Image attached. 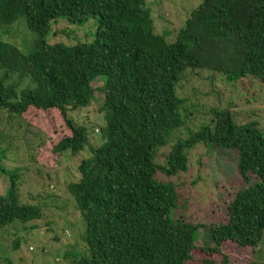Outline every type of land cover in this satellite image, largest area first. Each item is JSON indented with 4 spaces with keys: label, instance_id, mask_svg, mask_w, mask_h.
Instances as JSON below:
<instances>
[{
    "label": "trees",
    "instance_id": "trees-1",
    "mask_svg": "<svg viewBox=\"0 0 264 264\" xmlns=\"http://www.w3.org/2000/svg\"><path fill=\"white\" fill-rule=\"evenodd\" d=\"M90 18L98 22L92 43L46 42L58 19L83 24ZM18 19L35 39L27 55L0 40V108L24 120L57 112L69 134L51 151L90 153L77 166L78 180L67 186L85 224V252L72 264H194L198 251L202 264H215L208 259L215 255L227 264L225 244L254 252L264 235V134L255 121L238 125L229 110H213L211 125L174 141L165 166L154 159L188 118L186 100L176 94L187 71L264 87V0H201L174 43L155 33L146 0H0V31ZM27 78L34 87L18 92ZM97 79L103 81V126L94 147L88 129L68 112L93 101ZM196 144L234 151L247 184L228 204L226 222L207 227L210 243L201 248L195 241L203 226L172 217L176 188L156 178L158 171L167 178L186 172L188 150ZM15 178L0 196V230L41 218L36 206L20 204Z\"/></svg>",
    "mask_w": 264,
    "mask_h": 264
},
{
    "label": "rangeland",
    "instance_id": "rangeland-1",
    "mask_svg": "<svg viewBox=\"0 0 264 264\" xmlns=\"http://www.w3.org/2000/svg\"><path fill=\"white\" fill-rule=\"evenodd\" d=\"M199 3L201 0H146L155 33L174 43L177 32ZM97 28L98 22L93 18L83 24L58 19L46 42L66 46L92 43ZM34 39L35 34L26 28L24 19L0 31V40L16 46L24 55L31 51ZM102 83L101 79L91 83L94 99L86 108L68 112L75 125L88 129V140L94 147L101 143L96 129L103 126L99 112L104 95L100 90ZM28 84L34 87L27 78L17 91ZM176 94L186 100L188 118L172 132L169 144L156 152L154 162L158 166H165L176 139L186 140L190 133L211 125L213 110H229L238 125L255 121L264 134V87L254 80L232 83L215 72L189 70L177 83ZM64 125L61 115L54 111L36 113L24 120L0 108V196L7 193L10 177L14 176L20 204L36 206L41 212L39 220L26 224L15 221L0 230V264H72L85 252L82 243L85 224L67 186L78 180L77 166L90 153L84 150L77 156L62 157L51 151L58 140L69 134ZM187 155L186 172L167 178L158 171L156 178L169 181L176 188L179 202L172 217L203 226L195 241L196 247L201 248L210 243L207 227L226 222L228 204L247 184L240 178L234 151L196 144ZM249 179V184L256 181L253 175ZM17 240L18 246L14 248ZM222 251L227 255V264H263L264 235L253 253L249 248L239 249L230 244H225ZM193 257L194 264H202L200 261L205 259L199 251ZM208 259L221 264L220 256Z\"/></svg>",
    "mask_w": 264,
    "mask_h": 264
}]
</instances>
